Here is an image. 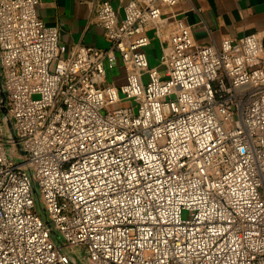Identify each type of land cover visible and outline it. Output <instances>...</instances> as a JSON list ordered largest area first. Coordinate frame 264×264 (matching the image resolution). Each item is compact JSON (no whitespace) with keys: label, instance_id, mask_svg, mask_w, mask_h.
<instances>
[{"label":"built area","instance_id":"1","mask_svg":"<svg viewBox=\"0 0 264 264\" xmlns=\"http://www.w3.org/2000/svg\"><path fill=\"white\" fill-rule=\"evenodd\" d=\"M182 1L102 0L108 47L64 58L0 0V264H264V47L200 42Z\"/></svg>","mask_w":264,"mask_h":264},{"label":"crops","instance_id":"2","mask_svg":"<svg viewBox=\"0 0 264 264\" xmlns=\"http://www.w3.org/2000/svg\"><path fill=\"white\" fill-rule=\"evenodd\" d=\"M119 13L128 0H109ZM102 0H38L36 15L46 24L58 29L61 57L70 56L78 45H91L105 49L108 42L105 32L97 21V8ZM173 11L184 13L192 24L194 37L200 42L211 43L226 35L240 38L255 33L264 47V0H184ZM151 38V58L159 56L158 40L153 29L147 30ZM152 61V62H153ZM110 83L125 82L124 70L120 64L107 68L106 77ZM116 80H114V77Z\"/></svg>","mask_w":264,"mask_h":264},{"label":"rangeland","instance_id":"3","mask_svg":"<svg viewBox=\"0 0 264 264\" xmlns=\"http://www.w3.org/2000/svg\"><path fill=\"white\" fill-rule=\"evenodd\" d=\"M165 10H169L168 7L164 8ZM150 61H153L152 58L150 59ZM117 64H119V62H115L113 64L114 68L117 66ZM114 77V80H116V77ZM125 78V77H124ZM113 81V79L111 80L110 77H106L105 78V83L106 84H111L110 82ZM134 100L132 99H128V98H121L119 101V105L122 107H132L134 105ZM38 195L39 193L37 192L36 195V205H37V209L38 211L43 214V205L38 201ZM55 240L57 241L56 237H54ZM67 252L70 253L71 255H73L75 257V261H77L80 264H86V262L84 261V255H83V250L80 246H74V247H68L67 248Z\"/></svg>","mask_w":264,"mask_h":264}]
</instances>
